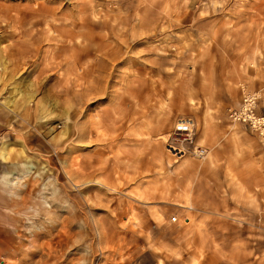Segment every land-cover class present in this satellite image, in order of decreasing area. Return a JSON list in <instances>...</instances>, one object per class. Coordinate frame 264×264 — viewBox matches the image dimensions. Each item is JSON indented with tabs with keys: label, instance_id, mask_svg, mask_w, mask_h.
I'll return each instance as SVG.
<instances>
[{
	"label": "rangeland",
	"instance_id": "1",
	"mask_svg": "<svg viewBox=\"0 0 264 264\" xmlns=\"http://www.w3.org/2000/svg\"><path fill=\"white\" fill-rule=\"evenodd\" d=\"M244 94L264 0H0V264L263 261Z\"/></svg>",
	"mask_w": 264,
	"mask_h": 264
},
{
	"label": "built area",
	"instance_id": "2",
	"mask_svg": "<svg viewBox=\"0 0 264 264\" xmlns=\"http://www.w3.org/2000/svg\"><path fill=\"white\" fill-rule=\"evenodd\" d=\"M243 101L241 104L229 111L228 118L232 123L244 126L250 130L257 132L264 140V116H259L255 113V99L250 94L243 95ZM172 135L176 140H181L189 144L193 143V129L190 121L177 122L173 128ZM174 151L175 147L170 146ZM202 155V153H199ZM176 218H172V222H175Z\"/></svg>",
	"mask_w": 264,
	"mask_h": 264
},
{
	"label": "crops",
	"instance_id": "3",
	"mask_svg": "<svg viewBox=\"0 0 264 264\" xmlns=\"http://www.w3.org/2000/svg\"><path fill=\"white\" fill-rule=\"evenodd\" d=\"M251 264H264V260L263 261H259L257 263H251Z\"/></svg>",
	"mask_w": 264,
	"mask_h": 264
},
{
	"label": "bare ground",
	"instance_id": "4",
	"mask_svg": "<svg viewBox=\"0 0 264 264\" xmlns=\"http://www.w3.org/2000/svg\"><path fill=\"white\" fill-rule=\"evenodd\" d=\"M75 64V63H74ZM85 87V86H84ZM64 92H66V90L64 91Z\"/></svg>",
	"mask_w": 264,
	"mask_h": 264
}]
</instances>
